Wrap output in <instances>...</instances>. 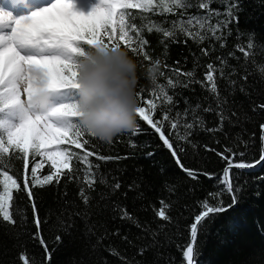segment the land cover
Masks as SVG:
<instances>
[{"label": "trees", "instance_id": "obj_1", "mask_svg": "<svg viewBox=\"0 0 264 264\" xmlns=\"http://www.w3.org/2000/svg\"><path fill=\"white\" fill-rule=\"evenodd\" d=\"M182 2L186 6L174 7L171 13L163 11L162 0H154L155 11L124 10L126 25L134 23L149 41L144 52L150 61L119 40L118 16L113 17L116 34L111 43L119 42L138 63V105L147 110V101L152 100L157 105L152 112L154 121L167 113L171 122L178 123L172 129L166 122L161 130L174 148L183 149L178 155L185 168L208 175L190 177L160 134L138 115L135 129L111 141L87 132L81 143L85 139L88 143L81 148L61 141L60 149L81 159L74 156L68 162L73 170L70 176L61 174L59 181L54 178L43 186L31 183V169L36 167L38 180L57 172L44 156L30 152L25 163L15 150L0 154V173L7 171L19 185L12 190L11 220L0 215V264H184L182 250L203 204H232L221 183L227 162L220 154L230 157L235 153L233 163L250 165L264 155V109L259 107L264 104V72L260 71L264 67V0ZM201 3L208 7L200 8ZM236 3L239 6L228 16L229 5ZM191 17L198 18L203 28L189 26ZM224 21L227 27L213 36L210 29ZM180 25L204 39L185 36ZM160 29L173 31L175 36L165 38ZM125 30L136 37V32ZM101 36L110 43L103 30ZM209 64L215 69L212 82L206 79ZM153 66L157 69L155 83L147 73ZM187 72H193V77L184 75ZM168 80L175 83L174 88ZM213 83L215 93L210 90ZM156 85L164 87L173 103L166 101L159 88L153 95ZM185 124L193 128L185 129ZM184 135L187 141L176 139ZM25 179L31 197L23 189ZM230 179L238 203L201 222L196 264H264V161L254 170L232 169ZM162 202L167 220L157 215Z\"/></svg>", "mask_w": 264, "mask_h": 264}, {"label": "snow or ice", "instance_id": "obj_2", "mask_svg": "<svg viewBox=\"0 0 264 264\" xmlns=\"http://www.w3.org/2000/svg\"><path fill=\"white\" fill-rule=\"evenodd\" d=\"M162 3L163 11L167 13H171L174 7L184 8L186 6L182 0H162ZM238 6V3L229 5L227 15L231 17L232 8ZM156 7L154 0H143V2L90 0L87 4H82L79 0V7L76 0H45L44 3L36 5L32 3V0H9L8 5L0 3V154L15 150L21 154V158L26 163L31 152L33 156H46L51 161L52 168H56L59 164L68 169L64 173L58 170L51 175L44 176L43 180H38L36 178L37 169L33 167L31 169L33 185L50 184L54 178L59 181L61 174L70 176L73 170L68 162L74 156L77 160L81 159L78 154L68 149H60L59 142L64 141L77 148L88 143L86 139L81 143V138L87 131L79 122L80 113L76 103L78 71L82 62L90 59L93 52L120 48L119 42L111 43L116 34V29L112 27L113 17H119V40L124 41L134 54L137 56L143 54L145 59L150 61L151 57L144 52L149 41L139 34L134 23L126 25L124 10L155 11ZM199 7L205 9L208 5L201 3ZM17 9L20 11H16ZM187 24L203 28V24L196 17L189 18ZM227 24L228 21H224L210 29L213 36L221 28H226ZM126 27L136 32L135 38L129 35V31L125 30ZM101 30L107 35L110 43H105L104 37L101 36ZM180 30L184 32L185 36L204 39L198 32L194 34L183 25H180ZM148 31L151 32L152 29L150 28ZM160 31L165 38L175 36L173 31L164 29H160ZM240 51L244 52V49L241 48ZM204 54H208L207 50H204ZM155 63L159 65L160 61L156 60ZM208 69L206 79L212 82L214 80L212 72L215 69L212 64L208 65ZM260 71L264 72V67ZM184 75L193 77L194 73L187 72ZM151 80L155 83L156 77L153 76ZM168 85L172 88L175 87L172 80H168ZM184 86L187 87V85ZM157 88L169 104L173 103V97L167 94L163 86L156 85L152 89L153 95ZM210 90L215 93V83L212 84ZM140 95L141 93L137 91V96L140 97ZM156 107L157 105L152 100H148L147 110L145 107L138 106L136 113L140 119L147 122L160 134V139L171 150V154L176 158L178 166L183 171L192 178H197L201 174L208 175L184 167L178 155L183 149L179 145L174 148L173 142L161 130L165 127L166 122L172 129L179 127V124L171 122V117L167 113L163 119L154 121L152 112ZM259 107L264 109V104ZM220 119L223 122L224 117L221 116ZM184 127L191 129L193 124H185ZM261 128L264 129V125H261ZM87 133L95 136L93 133ZM188 135L177 136L176 139L187 141ZM53 143H56L57 150L48 151V146ZM262 143H264V136H262ZM135 146L131 145V147ZM92 154L88 153L87 155ZM148 155H152V153H148ZM220 155L227 162L223 173L225 179L221 183L225 191L230 194L232 204L227 207L203 204L204 210L195 215L190 225L189 243L182 250L184 264H196L195 244L201 222L210 214L226 211L227 208L238 203L237 189L233 187L230 180L231 170L255 166L233 163L235 153H232L230 157ZM99 158L102 160L111 159V157ZM83 159L86 160L87 156ZM262 161H264V155H261L260 160L256 163ZM0 175L4 177L3 180H0V185H3V191L0 192V215L5 221H9L11 220L9 213V202L12 200L11 192L13 189L19 188V185L7 171ZM209 178L213 177L209 176ZM216 179H220V177H216ZM28 185L29 181L25 179L23 189L28 190ZM115 187L119 188L120 185L116 184ZM28 195L31 197V190H28ZM85 200L87 201V197ZM33 207L35 208L34 204ZM157 215L164 220L168 219L165 215L163 202ZM125 218H130L127 213H125ZM36 224L39 227V219L36 220ZM37 239H40L43 244L41 237H37Z\"/></svg>", "mask_w": 264, "mask_h": 264}, {"label": "clouds", "instance_id": "obj_3", "mask_svg": "<svg viewBox=\"0 0 264 264\" xmlns=\"http://www.w3.org/2000/svg\"><path fill=\"white\" fill-rule=\"evenodd\" d=\"M157 69H147L152 78ZM77 105L83 129L104 141L135 129L138 63L127 49L97 51L78 71Z\"/></svg>", "mask_w": 264, "mask_h": 264}, {"label": "rangeland", "instance_id": "obj_4", "mask_svg": "<svg viewBox=\"0 0 264 264\" xmlns=\"http://www.w3.org/2000/svg\"><path fill=\"white\" fill-rule=\"evenodd\" d=\"M45 2V0H40V1H37L36 3H33L34 5H36V4H42V3H44ZM76 2H77V6L79 7V0H76ZM90 2V0H80V3H82V4H87V3H89ZM9 3V2H8ZM8 3L6 4V5H8ZM85 11L87 10V9H84ZM16 11H19V9H17ZM101 12H103V9H101ZM29 135H30V132L28 133ZM60 143V142H59ZM47 150L48 151H52V152H54V151H56L57 150V145H56V143H53V144H50L49 146H48V148H47ZM45 157V159L46 160H48V161H50L46 156H44ZM51 162V161H50ZM57 171L58 170H61V169H64L63 168V166L62 165H57V167L55 168ZM3 179H4V177H3ZM18 184V183H17ZM11 194H12V192H11ZM9 206H10V202H9Z\"/></svg>", "mask_w": 264, "mask_h": 264}, {"label": "bare ground", "instance_id": "obj_5", "mask_svg": "<svg viewBox=\"0 0 264 264\" xmlns=\"http://www.w3.org/2000/svg\"><path fill=\"white\" fill-rule=\"evenodd\" d=\"M37 1H40V0H32V3H36ZM9 2V0H0V3H4V4H7ZM19 11H20V9H19ZM263 136H264V129H263ZM262 145H263V148H264V143H262ZM256 164V163H255ZM254 165V164H253ZM242 169V168H241ZM244 170V169H243ZM245 171H247V170H245ZM225 179V178H224ZM231 180V179H230ZM236 204H234L232 207H234ZM232 207H230V208H232ZM230 208H228V209H230ZM227 209V210H228Z\"/></svg>", "mask_w": 264, "mask_h": 264}, {"label": "water", "instance_id": "obj_6", "mask_svg": "<svg viewBox=\"0 0 264 264\" xmlns=\"http://www.w3.org/2000/svg\"><path fill=\"white\" fill-rule=\"evenodd\" d=\"M263 162V161H262ZM262 162H260V163H256V164H254L255 166L254 167H246V168H242V169H244V170H247V171H249V170H254V169H256L257 167H259L261 164H262ZM225 178V177H224ZM228 209V208H227Z\"/></svg>", "mask_w": 264, "mask_h": 264}]
</instances>
